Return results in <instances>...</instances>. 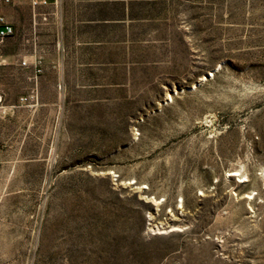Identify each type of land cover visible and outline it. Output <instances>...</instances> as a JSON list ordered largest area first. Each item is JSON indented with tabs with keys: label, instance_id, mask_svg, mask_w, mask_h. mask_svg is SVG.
I'll return each instance as SVG.
<instances>
[{
	"label": "rangeland",
	"instance_id": "rangeland-1",
	"mask_svg": "<svg viewBox=\"0 0 264 264\" xmlns=\"http://www.w3.org/2000/svg\"><path fill=\"white\" fill-rule=\"evenodd\" d=\"M137 3L0 116V264H264V0Z\"/></svg>",
	"mask_w": 264,
	"mask_h": 264
},
{
	"label": "crops",
	"instance_id": "crops-1",
	"mask_svg": "<svg viewBox=\"0 0 264 264\" xmlns=\"http://www.w3.org/2000/svg\"><path fill=\"white\" fill-rule=\"evenodd\" d=\"M132 1L0 0V16L14 29L0 40V116L53 103L56 87L97 89L98 44L112 24L129 18ZM29 95L35 105L21 102Z\"/></svg>",
	"mask_w": 264,
	"mask_h": 264
},
{
	"label": "built area",
	"instance_id": "built-area-1",
	"mask_svg": "<svg viewBox=\"0 0 264 264\" xmlns=\"http://www.w3.org/2000/svg\"><path fill=\"white\" fill-rule=\"evenodd\" d=\"M6 1H9V0H6ZM0 24L3 25V29L0 30V40H2L7 35L12 34L14 29L10 24L6 23L5 18L2 16H0ZM22 63H24V62H22ZM33 99H35V96L29 95L27 97H22L20 100H21V102H28V101L33 100Z\"/></svg>",
	"mask_w": 264,
	"mask_h": 264
},
{
	"label": "trees",
	"instance_id": "trees-1",
	"mask_svg": "<svg viewBox=\"0 0 264 264\" xmlns=\"http://www.w3.org/2000/svg\"><path fill=\"white\" fill-rule=\"evenodd\" d=\"M138 1H140V0H133L134 3L130 4L128 14H127V17H129L130 19H141L142 18V16L140 15L139 12L133 13V9L137 7ZM120 16H122V15H120Z\"/></svg>",
	"mask_w": 264,
	"mask_h": 264
},
{
	"label": "bare ground",
	"instance_id": "bare-ground-1",
	"mask_svg": "<svg viewBox=\"0 0 264 264\" xmlns=\"http://www.w3.org/2000/svg\"><path fill=\"white\" fill-rule=\"evenodd\" d=\"M160 231V230H159Z\"/></svg>",
	"mask_w": 264,
	"mask_h": 264
}]
</instances>
